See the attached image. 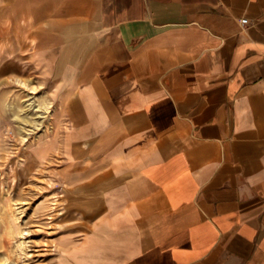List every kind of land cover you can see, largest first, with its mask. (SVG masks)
<instances>
[{
	"label": "crops",
	"instance_id": "obj_1",
	"mask_svg": "<svg viewBox=\"0 0 264 264\" xmlns=\"http://www.w3.org/2000/svg\"><path fill=\"white\" fill-rule=\"evenodd\" d=\"M14 47L58 80L52 264H264V0H0Z\"/></svg>",
	"mask_w": 264,
	"mask_h": 264
},
{
	"label": "rangeland",
	"instance_id": "obj_2",
	"mask_svg": "<svg viewBox=\"0 0 264 264\" xmlns=\"http://www.w3.org/2000/svg\"><path fill=\"white\" fill-rule=\"evenodd\" d=\"M57 82L20 48L0 55V264H52L55 239L74 223L51 148Z\"/></svg>",
	"mask_w": 264,
	"mask_h": 264
},
{
	"label": "built area",
	"instance_id": "obj_3",
	"mask_svg": "<svg viewBox=\"0 0 264 264\" xmlns=\"http://www.w3.org/2000/svg\"><path fill=\"white\" fill-rule=\"evenodd\" d=\"M246 22H247V19H244V20H243V23H246Z\"/></svg>",
	"mask_w": 264,
	"mask_h": 264
}]
</instances>
